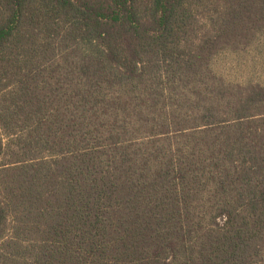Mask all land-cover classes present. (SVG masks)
<instances>
[{
    "label": "trees",
    "instance_id": "1",
    "mask_svg": "<svg viewBox=\"0 0 264 264\" xmlns=\"http://www.w3.org/2000/svg\"><path fill=\"white\" fill-rule=\"evenodd\" d=\"M260 45L264 0H0V264H264V84L219 71Z\"/></svg>",
    "mask_w": 264,
    "mask_h": 264
},
{
    "label": "rangeland",
    "instance_id": "2",
    "mask_svg": "<svg viewBox=\"0 0 264 264\" xmlns=\"http://www.w3.org/2000/svg\"><path fill=\"white\" fill-rule=\"evenodd\" d=\"M231 62L229 60L219 62V71H224L232 80L243 81L250 78L264 84V45H260L259 52L254 58L244 56L239 61H234L235 63Z\"/></svg>",
    "mask_w": 264,
    "mask_h": 264
}]
</instances>
